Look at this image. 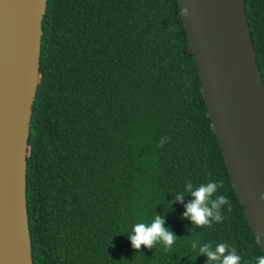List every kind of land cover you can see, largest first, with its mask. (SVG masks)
Returning a JSON list of instances; mask_svg holds the SVG:
<instances>
[{
	"label": "trees",
	"instance_id": "1",
	"mask_svg": "<svg viewBox=\"0 0 264 264\" xmlns=\"http://www.w3.org/2000/svg\"><path fill=\"white\" fill-rule=\"evenodd\" d=\"M243 2L264 88V0ZM25 173L32 264H205L198 248L221 242L241 264L264 255L230 184L177 0H46ZM189 181H223L221 222L182 218L187 194L170 208ZM154 215L179 238L168 252L133 249L134 223Z\"/></svg>",
	"mask_w": 264,
	"mask_h": 264
},
{
	"label": "water",
	"instance_id": "2",
	"mask_svg": "<svg viewBox=\"0 0 264 264\" xmlns=\"http://www.w3.org/2000/svg\"><path fill=\"white\" fill-rule=\"evenodd\" d=\"M177 5L230 184L264 254V88L244 2ZM45 7L46 0H0V264H32L25 167Z\"/></svg>",
	"mask_w": 264,
	"mask_h": 264
},
{
	"label": "clouds",
	"instance_id": "3",
	"mask_svg": "<svg viewBox=\"0 0 264 264\" xmlns=\"http://www.w3.org/2000/svg\"><path fill=\"white\" fill-rule=\"evenodd\" d=\"M182 11L187 15V9ZM162 144L163 141H161ZM222 187L223 181L201 183L197 186L189 181L185 184L184 192H178L169 202L170 208L171 204L182 202L184 195H190L192 199L184 204L185 210L182 213V218L190 220L197 227H211L213 222L218 223L223 220L222 206L230 207V201L226 195H217L218 189ZM260 199L264 200V193H261ZM164 225L163 215H154L150 223H134L131 233L128 235L132 248L137 251L141 249L142 245L145 248H153L159 242L163 245L165 252L170 251L179 237ZM191 247L192 249L197 248L195 241L191 242ZM198 255H204L207 258L205 264H241L242 261L236 247L230 246L226 242L215 244L214 247L211 243H203L198 248ZM255 264H264V255L257 257Z\"/></svg>",
	"mask_w": 264,
	"mask_h": 264
}]
</instances>
